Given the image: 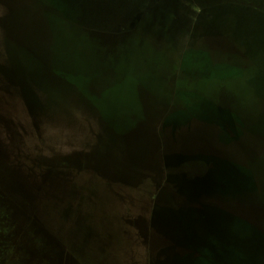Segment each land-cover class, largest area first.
<instances>
[{
    "label": "rangeland",
    "instance_id": "obj_1",
    "mask_svg": "<svg viewBox=\"0 0 264 264\" xmlns=\"http://www.w3.org/2000/svg\"><path fill=\"white\" fill-rule=\"evenodd\" d=\"M100 2L86 0L93 8ZM57 10L52 0H0V264H19L24 255L31 264H171L187 255L208 257L197 264H236V258L241 264L239 248L229 242H264V167H256L264 165V137H198L203 125L192 116L170 133L167 121L194 106V97L234 105L246 121L264 108L231 102L225 85L216 88L218 100L205 81L181 72L169 45L130 56L127 74L100 65L99 83L85 94L98 101L59 80L42 87L29 80L24 88L20 75L38 64L56 66L46 51L60 36L55 27L74 23ZM149 58L157 62L151 69ZM240 66L247 68L244 59ZM179 155L201 159L169 158ZM223 163L250 173L243 181L252 189L248 196L224 192L228 178L220 182L216 175ZM209 174L218 181L211 196L193 200L182 191L186 179ZM161 208L220 214L221 241L212 238L220 261L211 249L202 255L176 247L173 230L155 218Z\"/></svg>",
    "mask_w": 264,
    "mask_h": 264
},
{
    "label": "water",
    "instance_id": "obj_2",
    "mask_svg": "<svg viewBox=\"0 0 264 264\" xmlns=\"http://www.w3.org/2000/svg\"><path fill=\"white\" fill-rule=\"evenodd\" d=\"M187 1L101 0V4L93 8L86 4V0H76L74 3L73 0H52L57 11L74 23L55 27L61 28L60 36L54 43H49L46 51L54 56L56 66L38 64L28 75H20L23 87L27 88L29 80L40 87L49 83L56 84L59 80L60 84L71 86L78 92L81 90L85 95L90 91L89 88L99 83L97 77L100 65L127 74L134 66L130 56L148 55L153 52L150 50L153 45H169L171 50L178 53L181 72L189 79L205 81L203 87L218 100L221 95L216 88L225 85L228 87L227 92L234 95L230 98L231 102L241 105L243 101L264 108V0H195L200 7L212 10L211 14L195 23L188 19ZM140 9H145V14L140 19L138 30L117 37L102 30L103 22L108 20L112 23L111 31L120 25L129 24ZM171 13L176 16L175 19L171 18ZM94 19L99 22L93 23ZM78 23L80 26L73 25ZM167 27L170 30L165 32L163 29ZM241 39L242 50L237 46ZM111 47H115L113 52L109 50ZM243 59L247 67L245 70H241L240 66ZM155 61L149 58L150 69L156 66ZM85 96L91 101L99 100L95 95ZM182 99L186 104L191 103ZM193 100L196 101L194 106H185V110L179 111L167 121L173 125L170 133H174L182 124L181 120L191 121L195 118L203 125L196 133L198 137L217 135L224 137L227 142L254 136L264 137L263 112L258 113L255 120L246 121L244 113L234 105L226 109L201 97H194ZM163 102L170 103L168 98ZM27 105L30 111L32 105ZM169 158H173L169 160L177 164L201 159L200 156L182 155ZM221 165L224 167L218 168L216 175L220 182L226 183V176L228 178V191L224 192L238 194L242 199L248 196L252 189L245 188L243 181L245 177L251 176L250 173L231 168L229 164ZM256 167L264 165L258 162ZM184 183L182 191L189 192L193 200L211 196L218 187L217 179L214 180L211 174L191 181L186 179ZM154 214L157 220L173 230L172 241L176 247L200 252L202 255L206 254L205 249H211L209 252L220 261L217 255L219 252L214 251L216 246L212 243V238L221 241L218 237L222 235L224 220L220 214L208 209L174 211L167 208L157 209ZM230 223L231 220L227 222V229ZM229 244L230 247L239 248L241 264H255L259 260L264 262V242L259 245L254 239H243ZM229 255V261L232 262L234 256L231 251ZM206 259L208 257L193 260L191 255H187L171 264H193L194 261L197 264ZM235 262L239 264L237 258Z\"/></svg>",
    "mask_w": 264,
    "mask_h": 264
},
{
    "label": "trees",
    "instance_id": "obj_3",
    "mask_svg": "<svg viewBox=\"0 0 264 264\" xmlns=\"http://www.w3.org/2000/svg\"><path fill=\"white\" fill-rule=\"evenodd\" d=\"M187 6H188V15L187 16H188V19L190 20L191 23L198 22L203 16H205V15L207 16V14L212 13L211 8L200 7V5H198L195 0H188ZM144 14H145V9L138 10L134 15L133 20L129 24L120 25L118 28H116L115 31H113V30L111 31L110 28H105V27H103V29L101 27V29L104 30L105 32H110L115 37L126 36V35L130 34L132 31L139 29L140 19ZM171 18L175 19L176 16L173 13H171ZM163 30L165 32H167L170 29H169V27H167L166 29L164 28ZM114 49H115V47H111L109 50L111 52H113ZM106 57H108V56H106ZM110 58H111V56H110ZM37 243H39L38 240H37ZM41 248L43 249V247H41ZM43 254L46 258L49 254L48 250L46 249V251H44ZM19 264H31L29 257L26 255L20 256Z\"/></svg>",
    "mask_w": 264,
    "mask_h": 264
}]
</instances>
